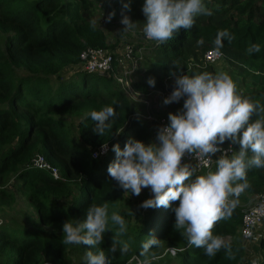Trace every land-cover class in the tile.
<instances>
[{"label":"trees","instance_id":"trees-1","mask_svg":"<svg viewBox=\"0 0 264 264\" xmlns=\"http://www.w3.org/2000/svg\"><path fill=\"white\" fill-rule=\"evenodd\" d=\"M124 3L130 10L123 13L143 29L144 0L113 1L111 12H122ZM205 3L212 15L197 17L191 29H181L173 40L163 45L155 41L138 43L137 47H143L146 53L139 61L134 88L144 95L165 88L171 93L175 77L170 73L215 74L212 64L204 63L203 55L216 49L239 77L243 88H237L238 92L264 105V0ZM95 8L94 0H0V212L15 203V193L7 187L15 178L37 215L24 237L0 229L1 264H73L74 245L63 244L62 225L66 220H83L93 204H107L109 217L112 212L120 214L127 222V232L116 237L118 226L109 220L110 231L104 234L102 245H78L84 254L103 250L109 264H128L133 257L143 264L141 246L154 236L160 241L150 253L158 259L168 248H174L178 250L174 254L178 264H241L244 246L232 238L239 234L242 205L264 194V168L248 170L250 187L239 197L231 218L219 221L213 229L214 235L230 243L231 259L224 249L210 258L203 249L188 245L173 227L172 207L178 202L167 209L142 208V202L152 196L150 189L139 196L131 195L109 176L107 167L115 159L112 145L118 143L123 149L129 137L148 144L152 131L140 118H131L139 109L115 87L112 77L78 70L62 78L67 68L80 69L79 55L85 48L114 52L115 45L109 43L103 30L91 24L89 17ZM221 30H227L232 39L224 38L218 47L214 41ZM253 44H258L260 51L249 54L247 49ZM150 77L155 79L154 87L147 83ZM182 104L183 100L168 104L162 115L168 119V114H175ZM104 106L114 107L116 116L111 131L106 130L101 137L93 131L95 122L85 117ZM66 116L79 117L76 141ZM105 142L107 152L93 158L92 152ZM224 144L239 150V145L231 141ZM35 155L43 156L61 177L54 179L47 171L32 166ZM72 193L76 195L65 204ZM117 240L128 243L126 254L120 253V243L114 254L108 252ZM258 246L264 250V236ZM152 264L160 263L152 260ZM258 264H264V259Z\"/></svg>","mask_w":264,"mask_h":264},{"label":"clouds","instance_id":"clouds-1","mask_svg":"<svg viewBox=\"0 0 264 264\" xmlns=\"http://www.w3.org/2000/svg\"><path fill=\"white\" fill-rule=\"evenodd\" d=\"M123 10H130L127 3L123 4L121 19L125 31L135 23L123 15ZM142 12L146 18L145 38L157 45L173 40L181 29H191L197 17L212 15L205 0H144ZM114 15V11L110 12L107 21L110 22ZM91 24L95 27L97 21L92 20ZM224 38L232 39L227 30L219 31L214 43L222 46ZM259 51L258 44L247 49L249 54ZM170 75L175 77L174 84L163 103L168 105L183 100L182 107L175 114H168V123L157 128L155 141L145 144L129 137L123 149L118 143L113 144L111 150L115 159L109 163L107 172L125 193L139 196L143 189H150L152 196L142 202V208L167 209L178 202L172 207L173 227L181 232L189 246L203 249L210 258L221 249L228 258H234L230 243L214 235L213 229L219 221L231 218L239 197L250 187L248 170L264 168V105L243 97L225 72ZM147 83L154 87L155 79L150 77ZM254 115L255 120L252 119ZM115 116L114 107L104 106L91 110L85 119L95 122L93 131L102 137L106 130L111 131ZM225 141L238 144L239 150L229 156L231 147L227 150L220 147ZM101 148L106 153L107 143ZM217 153H220L218 157ZM185 155L193 156L204 167H210L216 157L215 171L197 175L196 166L182 163ZM109 220L118 226L116 237L127 232V222L120 214L112 212L109 217L107 204H93L86 210L83 220L63 223L62 242L96 248L103 244L104 234L110 231ZM246 235L252 234L249 231ZM159 241L153 236L142 244L143 264H152L150 249L158 246ZM117 243L121 244L122 255L129 251L128 243L117 240L110 245V254L116 252ZM84 264H109V257L103 250H89Z\"/></svg>","mask_w":264,"mask_h":264},{"label":"rangeland","instance_id":"rangeland-1","mask_svg":"<svg viewBox=\"0 0 264 264\" xmlns=\"http://www.w3.org/2000/svg\"><path fill=\"white\" fill-rule=\"evenodd\" d=\"M113 1L116 0H94V3L96 4V8L93 12V14L89 17L90 20L97 21V26L100 27L103 32L106 34L107 39L109 43L115 45L114 51H122L123 47L125 45H131L133 47H137L138 43H148L150 41H146L143 33V29L135 23V26L132 28H129L125 31V25L121 23L122 19V12L117 11L115 12L114 17L111 19V21H107L108 14L111 12V9L109 7V3H113ZM110 4V6H111ZM123 15L128 16L127 14L123 13ZM129 17V16H128ZM130 19V18H129ZM131 20V19H130ZM132 21V20H131ZM133 22V21H132ZM134 23V22H133ZM144 54V50L142 51L141 55ZM212 66L215 69V74L225 72L230 75L232 80L236 83L237 88H243V85L237 76L236 72L229 66V64L222 58L216 63L212 64ZM78 70H82L79 68H67L65 71L62 72V78L74 75ZM120 75V70L116 69L114 71V77L112 75V79L114 81L115 87H117L121 93L125 94L122 87L119 85L118 81L115 79ZM111 76V75H110ZM172 80V79H171ZM159 95V93H157ZM156 93H152L149 97H147V100L149 101L151 105V110H154L156 114L162 115V111L166 109V106L163 103V100L165 99L162 96V99L157 95ZM129 99V98H128ZM130 101L133 102L134 106L139 109V112L142 114H145L144 105L141 103V99H134ZM144 124H146L149 128H151L152 131V138L150 142L155 141L156 131L157 127L151 126L147 123H145L143 118H140ZM66 123L69 125L72 138L76 141L77 139V123L79 121V117H65ZM149 142V143H150ZM214 171V168L211 170ZM8 188H10L15 193V203L11 205V207L5 208L3 211L0 212V229H4L6 231H12L15 236L17 237H24L26 234V230L31 228V222L37 220V215L35 212L34 207L26 200L24 194L19 191V182L13 178L10 183L7 185ZM148 189H143V191H146ZM76 194L72 193L71 196L64 201L65 204H68L70 199H73ZM255 203V197H252L249 199V201L246 204L242 205V209H246L250 206H252ZM64 206V205H63ZM263 230V227H261ZM45 230H50L49 227L45 226ZM260 229H257L255 237L251 240L243 239L240 236V233L238 236L233 237L232 240L239 241L243 246L245 250V256L241 262V264H258L264 259V250L260 249L258 246V241L261 238ZM260 236V237H259ZM229 240V239H228ZM227 241V239H226ZM168 253V252H167ZM165 254V255H164ZM163 258L158 259L159 257L152 253H150L151 260L159 261L160 264H178L176 261L174 255H168L165 253ZM161 255V256H162ZM71 257L73 260V264H84V257L85 254L81 249L78 248V245H74L71 249ZM136 257H133L128 264L134 260V264H142V261L138 259L136 260ZM1 264V259H0Z\"/></svg>","mask_w":264,"mask_h":264},{"label":"built area","instance_id":"built-area-1","mask_svg":"<svg viewBox=\"0 0 264 264\" xmlns=\"http://www.w3.org/2000/svg\"><path fill=\"white\" fill-rule=\"evenodd\" d=\"M110 4L111 3H109V5ZM145 40L150 41L146 38ZM143 50V47H133L131 45H125L122 51L119 52H110L104 48L87 47L79 55V67L89 74H96L100 77H112V75L114 77V71L119 69L120 75L115 79L126 93V95L124 93L123 94L131 100L140 98L142 101L141 103L144 105V109L146 111L145 114L140 112L133 113L131 118H143L145 123L158 128L159 126L166 125L168 123V119L163 115H158L152 112L151 105L147 100V97L152 95V93H159V95H157L162 99V96L164 98L168 97L170 92L165 88L164 90H152L147 95H144L134 88L133 82L134 77L138 72L139 61L146 53L144 50V54L141 55ZM222 58V53L216 49L207 50L203 55L205 64H214ZM220 147L224 148L225 150L231 147L232 150L229 152V156L235 152L231 144H222ZM104 154L105 153L102 152V148L100 147L99 149L92 152V157L96 158ZM219 155L220 153L216 154L217 157ZM215 159L216 157H213V162L211 163L210 167H204L202 162L197 161L193 156L185 155L182 163H189L196 166L197 172L206 171L207 173L216 166ZM31 164L38 169L47 171L54 179H59L61 177L58 169L51 166L41 155H35L31 160ZM261 227H263V230ZM257 229H260V231L263 232H260L262 235L261 237H263L264 194L255 196V203L242 211V220L239 233L241 238L251 240L255 237ZM249 231L252 234L251 236L246 235V232ZM176 251L178 250L174 248H168L165 252L174 255ZM136 260L138 261V259Z\"/></svg>","mask_w":264,"mask_h":264},{"label":"crops","instance_id":"crops-1","mask_svg":"<svg viewBox=\"0 0 264 264\" xmlns=\"http://www.w3.org/2000/svg\"><path fill=\"white\" fill-rule=\"evenodd\" d=\"M117 1H120V2H125L126 0H117ZM258 236V235H257ZM260 237V236H259Z\"/></svg>","mask_w":264,"mask_h":264}]
</instances>
